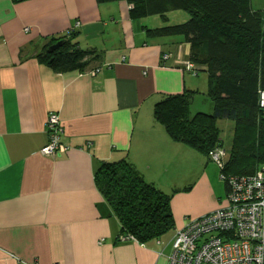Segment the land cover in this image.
<instances>
[{
    "label": "crops",
    "instance_id": "crops-1",
    "mask_svg": "<svg viewBox=\"0 0 264 264\" xmlns=\"http://www.w3.org/2000/svg\"><path fill=\"white\" fill-rule=\"evenodd\" d=\"M129 12L125 0H0V264H168L175 231L225 206L219 170L153 118L164 96L204 84L184 69L190 44L180 35L147 37L144 28L165 22ZM69 31L94 51L83 72H59L39 58ZM50 112L69 148L56 157L40 153ZM226 121L216 125L232 139ZM123 160L161 191L164 174L184 165L180 182L189 188L171 199V234L144 244L119 239L95 173Z\"/></svg>",
    "mask_w": 264,
    "mask_h": 264
},
{
    "label": "trees",
    "instance_id": "trees-1",
    "mask_svg": "<svg viewBox=\"0 0 264 264\" xmlns=\"http://www.w3.org/2000/svg\"><path fill=\"white\" fill-rule=\"evenodd\" d=\"M101 2L119 0H98ZM131 19L159 16L163 22L173 10L187 13L181 24L144 28L147 37L183 36L190 44L189 62L198 76H207L206 96L211 112L191 114L198 91L167 95L153 107V118L169 138L207 158L222 147L216 123H233L226 175H252L264 166V10L254 11L250 0H125ZM77 34L51 40L39 55L53 70L84 71L93 50H82L73 40ZM64 44L53 53L47 49ZM96 71V70H95ZM95 185L120 225L119 238L130 236L138 244L171 234L174 220L171 195L147 182L127 160L102 163L95 173Z\"/></svg>",
    "mask_w": 264,
    "mask_h": 264
},
{
    "label": "built area",
    "instance_id": "built-area-1",
    "mask_svg": "<svg viewBox=\"0 0 264 264\" xmlns=\"http://www.w3.org/2000/svg\"><path fill=\"white\" fill-rule=\"evenodd\" d=\"M184 69L193 76L197 74L189 61ZM260 98V105L264 106V94ZM45 127L48 141L40 153L48 157L65 153L69 148L61 142L59 115L50 112ZM225 156L222 147L213 148L207 155L218 167L219 179L226 186L225 206L194 218L175 231L168 264H264V166L252 175L229 176L222 172ZM119 239L136 242L130 236Z\"/></svg>",
    "mask_w": 264,
    "mask_h": 264
},
{
    "label": "rangeland",
    "instance_id": "rangeland-1",
    "mask_svg": "<svg viewBox=\"0 0 264 264\" xmlns=\"http://www.w3.org/2000/svg\"><path fill=\"white\" fill-rule=\"evenodd\" d=\"M250 2H251V7H252V9L254 11H258V10L262 11V10H264V0H250ZM154 18L161 19L159 16H154ZM181 19H184V21H181ZM187 19H188V15H187L186 12L181 11V10H173V11L168 13V15H167V20L168 21H166L165 24L166 25L181 24V23H184ZM171 22H176V23H171ZM196 78L199 81H203L204 84H202L201 86L198 87V89H197L198 94H196L194 96V100H193V102H191V106H190L191 114L195 113L194 109H196L198 111H201V112H210V110H209L210 102H209V100H208V98L206 96V93H207V76H206L205 73L201 72V73L198 74V76H195V79ZM226 122L232 123V122H229V121H226ZM220 137H221V139H222V141H223L225 146H229L230 145L231 140H232L231 139V134H228L225 131V128L222 130V133H221ZM226 153H228V152H226ZM225 158H227V156H225ZM207 161L209 162V164L215 166L217 168V170H219L218 167L216 166V164L210 162L208 159H207ZM183 166L181 164L178 167V165L175 164L173 166V173L172 172H169V173L166 172L164 174V182L163 183L165 184V187H167L166 190L163 189V191H162L164 194L171 195L172 198H174L176 195L180 194V193H178L179 191H183L184 192V191L188 190L189 187L184 185L183 182H180V180H183V178H184L183 177V170H184ZM198 168L199 169L197 170V173L199 171H203L204 170V169L200 168V166ZM179 175H180V177H179ZM199 176L200 175H198L197 179L199 178Z\"/></svg>",
    "mask_w": 264,
    "mask_h": 264
},
{
    "label": "water",
    "instance_id": "water-1",
    "mask_svg": "<svg viewBox=\"0 0 264 264\" xmlns=\"http://www.w3.org/2000/svg\"><path fill=\"white\" fill-rule=\"evenodd\" d=\"M23 1H27V0H15V2H23ZM64 44L63 40H60L58 42H56L55 44L51 45L48 49H47V53H53L54 51L58 50L62 45Z\"/></svg>",
    "mask_w": 264,
    "mask_h": 264
}]
</instances>
